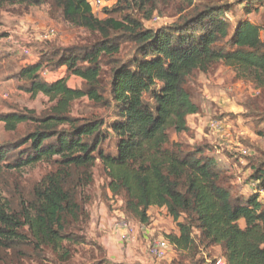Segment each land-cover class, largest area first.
<instances>
[{
	"label": "trees",
	"instance_id": "obj_1",
	"mask_svg": "<svg viewBox=\"0 0 264 264\" xmlns=\"http://www.w3.org/2000/svg\"><path fill=\"white\" fill-rule=\"evenodd\" d=\"M89 1L0 0V7L48 6L64 22L99 37L88 47L50 49L19 73L26 93L41 94L53 106L39 118L0 116L8 132L30 121L34 125L16 149L0 148V168L51 162L54 170L0 203V252L57 264L68 261L72 244L102 254L99 246L71 232L83 233L90 220L79 196L92 183L98 161L107 178L103 198L122 197L120 214L144 227L151 208L164 209L178 231L166 236L175 250L219 247L223 264H264V153L254 150L244 157L249 175L243 191L204 148L170 139L171 133H188V118L200 111L187 87L195 74L224 65L264 93V26L241 19L229 34L222 7L203 0L168 28L152 30L127 13L118 20L100 19ZM239 1H246V15L257 9L254 3L264 4ZM135 2L116 0L105 13H119L126 4L133 10ZM125 44L130 51L122 55ZM45 66L65 67L82 80V88H68L66 79L41 80ZM82 98L103 116L73 117L72 104ZM106 138L115 142L113 154L103 151ZM100 260L92 255L86 263L105 264Z\"/></svg>",
	"mask_w": 264,
	"mask_h": 264
},
{
	"label": "rangeland",
	"instance_id": "obj_2",
	"mask_svg": "<svg viewBox=\"0 0 264 264\" xmlns=\"http://www.w3.org/2000/svg\"><path fill=\"white\" fill-rule=\"evenodd\" d=\"M203 0H136L133 10L129 5L121 8L119 13H105L113 10L116 0H101L99 4L90 1L94 15L100 19L111 17L118 20L121 14H131L140 21L145 29L157 30L168 28L183 16L189 14ZM206 1V0H204ZM222 7L225 20L229 26V34L236 24L248 20L252 24L264 26V4L254 3V12L246 15L243 11L246 1L239 0H207ZM142 4V5H141ZM48 6L25 7L19 5H3L0 7V116L10 114H29L36 118L45 116L53 103L41 94L32 96L25 92V80L19 73L22 69L40 61L43 54L50 49L68 50L88 47L98 40L97 34L76 28L64 22L59 13H50ZM125 44L122 55L129 52ZM103 71L109 70L102 66ZM49 75L41 76L48 84L66 79L70 89H81L82 80L69 76L65 67L51 69L47 66L41 72ZM193 91V100L200 111L189 117V132L179 136L170 134L171 141L187 145L189 148H204V154L212 157L227 174L236 182L240 190L246 191V180L249 175L246 158L255 151L264 153V93L254 84L238 75L234 69L224 65H216L207 74H195L187 84ZM71 115L76 118L91 119L102 117V111L96 110L86 98L73 102ZM33 122L18 125L13 132H8L0 122V148L16 149L20 139L33 130ZM112 139L106 138L103 151L114 153ZM246 157V158H244ZM6 162V161H5ZM2 163V164H5ZM54 170L51 162H41L35 166L8 169L0 168V203L8 200L14 190H27L39 183ZM107 183L106 175L99 162L92 170V183L80 194L85 203V211L90 220L82 236L87 242L99 246L103 251L98 253L95 247L72 244L70 258L65 264H87L93 255L100 263L105 264H213L223 258L219 247H211L205 251H177L171 245L164 251L162 259H156L149 252L150 244L157 239H166L167 235L177 234V228L164 209L149 210V225L140 226L134 220L126 219L122 213V197L111 201L103 198ZM238 189V190H239ZM264 198V197H263ZM112 210H109V209ZM105 211V214H99ZM122 215V217H121ZM104 219L103 224L101 219ZM131 224L129 238L122 241L124 233L120 222ZM108 222H111L108 225ZM243 226V223H240ZM168 242V241H167ZM25 259L23 254H15L10 250L0 252V264H57L48 258L44 260ZM61 264V263H59Z\"/></svg>",
	"mask_w": 264,
	"mask_h": 264
},
{
	"label": "built area",
	"instance_id": "obj_3",
	"mask_svg": "<svg viewBox=\"0 0 264 264\" xmlns=\"http://www.w3.org/2000/svg\"><path fill=\"white\" fill-rule=\"evenodd\" d=\"M91 1V0H90ZM89 1V3H90ZM101 0H94V3L99 4ZM93 5H91L92 7ZM41 75L44 77L45 79H48L49 75L47 76L46 72H43V74L41 73ZM122 217V215H121ZM131 224H126L123 222L119 223V226L122 227V229L124 230V233L127 235H123L121 237L122 241H126L125 239L129 238V233L132 232V228L130 227ZM168 248V243L166 240L164 239H157L154 240L150 246H149V252L151 254V256H153L156 259H162V257L164 256V251ZM217 264H220V262H218Z\"/></svg>",
	"mask_w": 264,
	"mask_h": 264
},
{
	"label": "crops",
	"instance_id": "obj_4",
	"mask_svg": "<svg viewBox=\"0 0 264 264\" xmlns=\"http://www.w3.org/2000/svg\"><path fill=\"white\" fill-rule=\"evenodd\" d=\"M106 212L103 210V211H101L100 210V213L99 214H105ZM101 221H102V223L104 224L105 223V221H104V219L102 218L101 219ZM111 224V222H108V225H110Z\"/></svg>",
	"mask_w": 264,
	"mask_h": 264
},
{
	"label": "clouds",
	"instance_id": "obj_5",
	"mask_svg": "<svg viewBox=\"0 0 264 264\" xmlns=\"http://www.w3.org/2000/svg\"><path fill=\"white\" fill-rule=\"evenodd\" d=\"M42 76V75H41ZM44 78V77H43ZM46 80V79H45Z\"/></svg>",
	"mask_w": 264,
	"mask_h": 264
}]
</instances>
